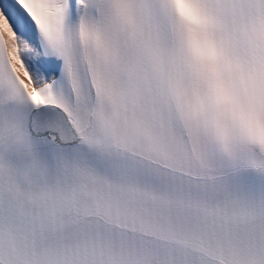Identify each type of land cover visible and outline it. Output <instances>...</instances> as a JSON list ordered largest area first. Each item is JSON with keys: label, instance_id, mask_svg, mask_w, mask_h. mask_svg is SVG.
Returning a JSON list of instances; mask_svg holds the SVG:
<instances>
[{"label": "snow or ice", "instance_id": "1", "mask_svg": "<svg viewBox=\"0 0 264 264\" xmlns=\"http://www.w3.org/2000/svg\"><path fill=\"white\" fill-rule=\"evenodd\" d=\"M0 264H264V0H0Z\"/></svg>", "mask_w": 264, "mask_h": 264}]
</instances>
